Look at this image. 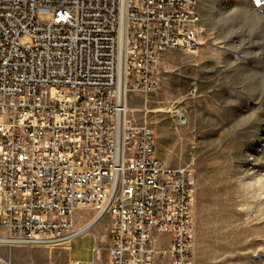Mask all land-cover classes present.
<instances>
[{
  "label": "built area",
  "instance_id": "1",
  "mask_svg": "<svg viewBox=\"0 0 264 264\" xmlns=\"http://www.w3.org/2000/svg\"><path fill=\"white\" fill-rule=\"evenodd\" d=\"M198 5L0 0V264H15L5 247L70 244L105 216L110 264H193L195 174L158 156L128 96L153 91L162 52L198 49Z\"/></svg>",
  "mask_w": 264,
  "mask_h": 264
},
{
  "label": "rangeland",
  "instance_id": "2",
  "mask_svg": "<svg viewBox=\"0 0 264 264\" xmlns=\"http://www.w3.org/2000/svg\"><path fill=\"white\" fill-rule=\"evenodd\" d=\"M198 9V49L162 52L153 91L128 96L130 117L153 127L166 164L195 174L193 264H264V0H199ZM94 215L78 210L77 227ZM109 228L105 216L90 231L103 264ZM79 239L74 257H92L91 238ZM68 250L66 243L2 253L15 264H69Z\"/></svg>",
  "mask_w": 264,
  "mask_h": 264
},
{
  "label": "crops",
  "instance_id": "3",
  "mask_svg": "<svg viewBox=\"0 0 264 264\" xmlns=\"http://www.w3.org/2000/svg\"><path fill=\"white\" fill-rule=\"evenodd\" d=\"M86 236L90 237L91 240H92V247H91V252H92V257L90 258H87V259H83V258H77V257H74V244L75 242H79V238H77L76 240L72 241L70 244H69V250H68V259H69V264H72L73 262H80V264H91L94 260V257H95V249L98 250L99 252V255L103 258L104 260V257L102 256V246H101V242H98V239L96 238L94 240V237L91 235V233H87L85 234ZM83 236V235H82ZM168 239H170V237H168ZM109 243V242H108ZM104 250L106 251V257L107 259L105 260V263L104 264H110L109 263V260H108V247H107V242H105V246H104Z\"/></svg>",
  "mask_w": 264,
  "mask_h": 264
},
{
  "label": "snow or ice",
  "instance_id": "4",
  "mask_svg": "<svg viewBox=\"0 0 264 264\" xmlns=\"http://www.w3.org/2000/svg\"><path fill=\"white\" fill-rule=\"evenodd\" d=\"M261 2V0H256V3H260Z\"/></svg>",
  "mask_w": 264,
  "mask_h": 264
}]
</instances>
